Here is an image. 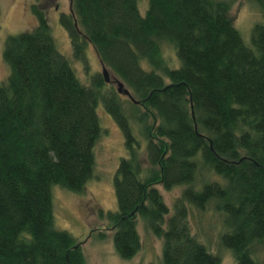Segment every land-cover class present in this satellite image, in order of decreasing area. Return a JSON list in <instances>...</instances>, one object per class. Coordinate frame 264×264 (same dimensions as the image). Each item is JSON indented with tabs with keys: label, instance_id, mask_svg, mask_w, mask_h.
Wrapping results in <instances>:
<instances>
[{
	"label": "trees",
	"instance_id": "16d2710c",
	"mask_svg": "<svg viewBox=\"0 0 264 264\" xmlns=\"http://www.w3.org/2000/svg\"><path fill=\"white\" fill-rule=\"evenodd\" d=\"M138 1L69 0L58 16L72 58L87 70L89 45L136 102L127 108L100 74L78 80L41 11L31 9V30L5 38L0 264H84L75 239L53 225L50 189L82 193L91 179L99 104L126 152L112 179L116 210H98L119 259L140 249L138 217L161 240L159 260L148 264H219L188 222L210 206L220 216L219 249L234 264H264L254 256V246L264 248V0H249L261 21L248 44L228 17L232 0H146L143 15ZM157 185L181 189L171 211Z\"/></svg>",
	"mask_w": 264,
	"mask_h": 264
},
{
	"label": "rangeland",
	"instance_id": "374dc122",
	"mask_svg": "<svg viewBox=\"0 0 264 264\" xmlns=\"http://www.w3.org/2000/svg\"><path fill=\"white\" fill-rule=\"evenodd\" d=\"M44 3L45 0H0V83L5 80L8 74V69L1 58L3 42L7 36L29 31L34 27L35 18L31 11L34 7L44 14L56 50L69 61L78 80L86 85L89 76L95 73L100 74L101 65L89 45L84 50L87 70H85L83 62L74 60L71 56L68 36L58 23V12L65 15L69 13V0L55 1L57 12L53 10V5L43 8ZM137 6L139 13L143 15L147 7L146 0H139ZM228 17L232 25L239 31L242 41L248 44L251 27L261 21L257 9L249 0H232ZM161 52L171 68L178 66V61H175L174 53L168 45L163 44ZM142 67L148 69L144 64ZM109 75L111 78L114 77L111 73ZM108 86L115 90L114 84L110 83ZM121 97L125 108H127V99L124 96ZM96 113L99 118L101 135L93 150L92 177L86 182L82 193L66 191L58 186L51 187L53 225L55 229L66 231L75 239L80 246L84 264H148L156 262L160 257L161 240L155 238L144 228L140 218H136L135 225L140 240V249L130 260H121L114 253L111 226L105 219L98 217V210L103 213L116 210L112 179L119 160L126 158V152L121 133L100 104L96 107ZM137 139L140 141L138 135ZM140 143L142 147L143 144ZM140 151L139 158L145 167L142 148ZM155 187L163 203L171 211L172 202L179 196L181 189L163 191L159 185ZM188 217L191 232L197 235L200 244H206L213 254L218 255L219 264H234L233 255L227 250L219 249L217 244V237L222 231L219 214L208 206L205 212L200 214L193 212L191 215L189 213ZM254 249L255 258L262 260L264 248L260 249V247L254 246Z\"/></svg>",
	"mask_w": 264,
	"mask_h": 264
},
{
	"label": "water",
	"instance_id": "95a60500",
	"mask_svg": "<svg viewBox=\"0 0 264 264\" xmlns=\"http://www.w3.org/2000/svg\"><path fill=\"white\" fill-rule=\"evenodd\" d=\"M100 75L105 84L112 83L115 85V90L117 94L124 96L127 100H129L132 103H136L130 96V93L124 88L123 84H121L118 80L114 79L113 77L111 78L107 69L104 68L102 65H101Z\"/></svg>",
	"mask_w": 264,
	"mask_h": 264
},
{
	"label": "flooded vegetation",
	"instance_id": "af4514ba",
	"mask_svg": "<svg viewBox=\"0 0 264 264\" xmlns=\"http://www.w3.org/2000/svg\"><path fill=\"white\" fill-rule=\"evenodd\" d=\"M55 1H57V0H45V3H44V5H43V8H45V7H50V6H52L53 5V10L55 11V12H57V5H54V2ZM60 14H59V12H58V16H59Z\"/></svg>",
	"mask_w": 264,
	"mask_h": 264
}]
</instances>
